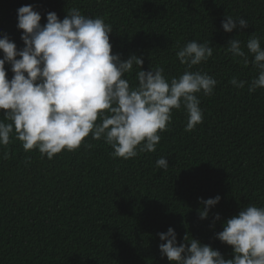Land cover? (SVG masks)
Segmentation results:
<instances>
[{
  "label": "trees",
  "instance_id": "obj_1",
  "mask_svg": "<svg viewBox=\"0 0 264 264\" xmlns=\"http://www.w3.org/2000/svg\"><path fill=\"white\" fill-rule=\"evenodd\" d=\"M25 5L41 14V25L47 13L62 20L73 7L103 18L113 29V54L142 58L145 71L160 66L169 81L186 68L176 58L180 47L208 43L212 57L191 70L218 83L212 95L198 94L203 122L193 131H185L183 108L174 109L156 151L128 160L113 158L112 148L91 136L85 142L92 147L49 160L37 149L25 152L13 136L0 148V264H170L158 235L169 227L178 244L189 235L231 259L232 247L216 233L242 208L264 207V89L249 92L256 70L225 47L234 38L243 47L253 34L264 47V0H0V38L7 35L18 50L24 43L17 9ZM225 15L244 18L248 27L224 32ZM5 69L11 79V66ZM136 71L134 65L125 75L130 84ZM233 77L245 87L230 84ZM160 157L166 170L156 167ZM217 195L219 203L201 219V198Z\"/></svg>",
  "mask_w": 264,
  "mask_h": 264
},
{
  "label": "clouds",
  "instance_id": "obj_2",
  "mask_svg": "<svg viewBox=\"0 0 264 264\" xmlns=\"http://www.w3.org/2000/svg\"><path fill=\"white\" fill-rule=\"evenodd\" d=\"M17 20L24 47L18 50L7 35L0 38V148L6 149L14 136L25 152L37 149L41 158L46 155L51 160L62 150L74 152L82 144L92 147L85 142L91 136L109 145L113 158L128 160L139 152L156 151L174 109L185 111L187 132L203 122L198 94L212 95L218 81L191 69L212 57L208 43L192 40L180 47L176 58L186 68L169 81L160 66L145 71L142 58L131 55L121 60L113 54L109 39L113 29L103 18L83 15L73 7L62 20L55 12L47 13V22L41 25V14L25 5L17 9ZM221 26L231 33L248 27V22L225 15ZM225 49L245 67L251 63L256 70L249 92L264 89L261 37L250 35L243 47L234 38ZM6 64L11 66V79ZM134 65L139 71L133 85L125 75L133 72ZM229 83L242 89L246 81L233 77ZM8 156L4 151L2 158ZM156 167L166 170L167 158H158ZM220 199L219 195L201 198L200 218L207 219ZM214 220H220V215ZM158 235L164 241L159 250L170 264H264V207L242 208L216 233L217 239L232 247L231 259L189 235L178 244L171 227Z\"/></svg>",
  "mask_w": 264,
  "mask_h": 264
}]
</instances>
